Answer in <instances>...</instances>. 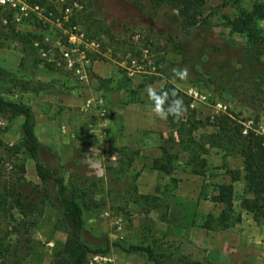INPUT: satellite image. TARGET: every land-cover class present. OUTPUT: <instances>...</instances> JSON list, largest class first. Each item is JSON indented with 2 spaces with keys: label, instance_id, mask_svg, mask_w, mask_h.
Segmentation results:
<instances>
[{
  "label": "rangeland",
  "instance_id": "obj_1",
  "mask_svg": "<svg viewBox=\"0 0 264 264\" xmlns=\"http://www.w3.org/2000/svg\"><path fill=\"white\" fill-rule=\"evenodd\" d=\"M224 1L205 0L202 15L210 21L212 42L243 43L226 21L237 10ZM256 1L243 0L242 7L251 11ZM182 37L165 9L155 12L145 0H46L43 7L0 0V67L7 72L0 95L34 110L43 161L82 207L86 243L93 250L110 247L88 264H154L116 243L151 247L166 264H264V222L255 223L241 208L243 181L234 184L233 198V217L241 222L228 229L215 220L207 225L225 209L213 202L217 186L232 182L229 171L243 170L240 156L213 145L218 119L230 116L245 133L264 134V109L222 99L211 87L172 81L187 44ZM27 39L33 42L26 47ZM134 63L144 71L131 76ZM17 80L38 91L17 87ZM149 85L176 87L185 96L190 112L183 118L198 123L195 144L183 143L168 118L151 111ZM21 125V118L0 115V184L20 178L26 202L37 203L39 214L16 213L12 224L34 225L30 236L13 232L10 238L20 264H50L67 235L52 189L21 147ZM92 147L98 164L86 159ZM156 156L162 164L171 158L170 174L156 169Z\"/></svg>",
  "mask_w": 264,
  "mask_h": 264
},
{
  "label": "trees",
  "instance_id": "obj_2",
  "mask_svg": "<svg viewBox=\"0 0 264 264\" xmlns=\"http://www.w3.org/2000/svg\"><path fill=\"white\" fill-rule=\"evenodd\" d=\"M142 0H136L139 4ZM155 12L165 9L172 28L180 31L186 45L182 46L180 54L182 63L177 68L185 66L189 69V77L186 82L194 87L207 86L214 89L222 99H233L250 108L264 109V2L256 1L251 11L242 7L243 0H225L224 6H231L237 10L233 17H226L231 33L244 39L243 43H235L223 40V43H213L214 32L208 18L202 15L205 0H145ZM34 6L43 7L46 0H31ZM5 15V14H4ZM9 15V14H8ZM11 13L9 15L10 19ZM31 37V36H29ZM36 38V36H34ZM22 36V40H23ZM33 41H24V45H31ZM192 42L195 43L193 47ZM26 46V47H27ZM27 50V49H26ZM236 51L235 55L232 53ZM7 75L6 70L0 67V78ZM152 80L151 82H155ZM17 87L37 92L38 89H30L25 83L17 80ZM166 87L163 90H170ZM187 113L190 112L188 103L184 99ZM0 115L13 116L22 119L21 125V147L23 151L34 161L36 173L42 184L53 191V199L59 210L60 223L64 229L67 239L62 248L57 249L50 264H88L89 257L93 254H107L106 250H93L86 243L83 235L85 231L83 210L80 204L69 195L65 179L58 176L56 171L49 168L43 161V144L39 140L37 128V116L29 106L5 100L0 95ZM170 127L179 135V139L187 144L193 145L195 141L193 134L198 126L192 119L182 118L176 122L169 116ZM217 133L213 138V145L222 147L229 153L236 154L243 159L242 171H229L232 179L230 184L218 185L217 195L213 202L223 205L224 210L216 219L211 217L208 222L210 226L214 220L218 225L226 229L234 227L241 222V217L234 218L233 198L235 193L234 184L240 181L245 185V199L241 208L250 214L255 223L264 222V134L254 130H243L242 124L234 121L230 116H222L218 119ZM186 137V139H185ZM188 138V139H187ZM201 149L204 146L201 145ZM171 158L167 164L160 160L155 162L156 169L171 173ZM205 162L202 168H205ZM21 173L25 174L22 166ZM3 174V172H2ZM2 175H0L1 178ZM18 178L10 186L0 184V264H10L11 259H17L14 263L20 264L19 250L13 245V232L18 235H29L34 225L30 222H22L18 225L12 224L16 213L24 218L39 214L37 203L29 202L21 189L24 184ZM24 181V180H23ZM31 242L30 240L27 241ZM114 247L130 255H143L147 261L154 264H166L156 257L153 248L137 245L125 246L121 243ZM177 264H201L183 259Z\"/></svg>",
  "mask_w": 264,
  "mask_h": 264
},
{
  "label": "clouds",
  "instance_id": "obj_3",
  "mask_svg": "<svg viewBox=\"0 0 264 264\" xmlns=\"http://www.w3.org/2000/svg\"><path fill=\"white\" fill-rule=\"evenodd\" d=\"M172 81H186L189 77V69L187 66L183 68H173ZM147 96L151 102V111L161 120H166L171 116L176 122L181 121L187 112V107L183 97L179 95V90L173 87L170 90L157 89L149 85L146 88ZM91 155L87 154L86 159L89 163L98 164L97 150L93 147L90 149Z\"/></svg>",
  "mask_w": 264,
  "mask_h": 264
},
{
  "label": "built area",
  "instance_id": "obj_4",
  "mask_svg": "<svg viewBox=\"0 0 264 264\" xmlns=\"http://www.w3.org/2000/svg\"><path fill=\"white\" fill-rule=\"evenodd\" d=\"M4 3V2H3ZM68 56V55H67ZM134 65H135V70H130L129 72H130V75L131 76H133L134 74H136V73H142L143 71H144V68H143V66H136V64L134 63ZM70 66H73V64L72 63H70Z\"/></svg>",
  "mask_w": 264,
  "mask_h": 264
},
{
  "label": "crops",
  "instance_id": "obj_5",
  "mask_svg": "<svg viewBox=\"0 0 264 264\" xmlns=\"http://www.w3.org/2000/svg\"><path fill=\"white\" fill-rule=\"evenodd\" d=\"M168 122H169V117H168V120H167ZM137 128H139V125L137 126ZM151 147H154L155 146V144H152V145H150ZM156 159V160H155ZM158 159H159V157L158 156H156V157H154L153 158V160L156 162V161H158Z\"/></svg>",
  "mask_w": 264,
  "mask_h": 264
}]
</instances>
